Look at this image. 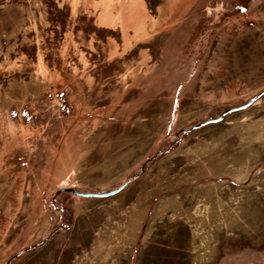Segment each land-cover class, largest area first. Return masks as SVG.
Here are the masks:
<instances>
[{
  "label": "rangeland",
  "instance_id": "rangeland-1",
  "mask_svg": "<svg viewBox=\"0 0 264 264\" xmlns=\"http://www.w3.org/2000/svg\"><path fill=\"white\" fill-rule=\"evenodd\" d=\"M0 264H264V0H0Z\"/></svg>",
  "mask_w": 264,
  "mask_h": 264
},
{
  "label": "water",
  "instance_id": "water-1",
  "mask_svg": "<svg viewBox=\"0 0 264 264\" xmlns=\"http://www.w3.org/2000/svg\"><path fill=\"white\" fill-rule=\"evenodd\" d=\"M242 108H244V107H238V108H232V109H229L230 111H235V110H239V109H242ZM226 112L227 111H224L222 114L224 115V114H226ZM218 120H220V117H218V118H216V119H212V120H209L207 123H209V122H216V121H218ZM73 193H75V194H83V193H80L79 191H76V190H71ZM109 194H112V193H108V194H102L103 196H105V195H109Z\"/></svg>",
  "mask_w": 264,
  "mask_h": 264
}]
</instances>
